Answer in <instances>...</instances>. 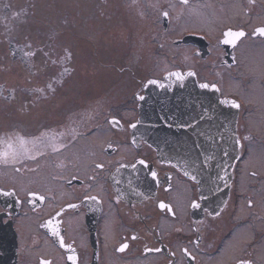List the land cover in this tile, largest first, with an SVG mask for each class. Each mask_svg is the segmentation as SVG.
I'll return each mask as SVG.
<instances>
[{"label": "flooded vegetation", "instance_id": "flooded-vegetation-1", "mask_svg": "<svg viewBox=\"0 0 264 264\" xmlns=\"http://www.w3.org/2000/svg\"><path fill=\"white\" fill-rule=\"evenodd\" d=\"M131 4L167 67L177 68L149 70L121 107L87 106L68 67L30 72L19 106L38 115L40 127L0 138V264H264V0ZM172 72L213 88L236 119V152L212 169L228 176L224 195L206 198L139 129L147 83ZM169 117L160 120L167 137ZM203 121L199 113L178 115V148L189 150Z\"/></svg>", "mask_w": 264, "mask_h": 264}, {"label": "rangeland", "instance_id": "rangeland-1", "mask_svg": "<svg viewBox=\"0 0 264 264\" xmlns=\"http://www.w3.org/2000/svg\"><path fill=\"white\" fill-rule=\"evenodd\" d=\"M131 3L137 0H0V138L34 135L40 127L34 122L38 115L19 106L32 70L42 77L68 67L87 106L121 107L130 104L133 87L147 82L149 70L177 68L173 62L167 67V58L150 41L149 22ZM21 41L31 48L18 52ZM20 55L31 60L24 63ZM9 89L22 93L12 98ZM43 121L41 128L48 129Z\"/></svg>", "mask_w": 264, "mask_h": 264}, {"label": "water", "instance_id": "water-1", "mask_svg": "<svg viewBox=\"0 0 264 264\" xmlns=\"http://www.w3.org/2000/svg\"><path fill=\"white\" fill-rule=\"evenodd\" d=\"M146 91L141 102L144 106L140 111L142 118L139 129L144 131L143 136L148 144L158 151L160 157L176 164L189 177L197 180L206 198L212 193H227L228 176L212 170L224 168L226 161L236 152V119L226 116L227 102L221 99L213 88L204 87L197 80H192L190 76L180 72L168 74L163 82H150ZM154 104L160 107L153 108ZM192 104L196 105L197 109L192 108ZM184 112L204 116V121L199 124L204 132L193 138L189 143V150L186 151L182 146L178 148V140L174 134L178 127V115ZM164 113L170 115L166 126L168 131L169 127L173 131L172 134L168 132V137L164 136L160 129V120ZM208 114L214 115L212 122H208ZM219 160L222 162L220 166L217 165Z\"/></svg>", "mask_w": 264, "mask_h": 264}, {"label": "snow or ice", "instance_id": "snow-or-ice-1", "mask_svg": "<svg viewBox=\"0 0 264 264\" xmlns=\"http://www.w3.org/2000/svg\"><path fill=\"white\" fill-rule=\"evenodd\" d=\"M184 2L186 3L187 0H184ZM258 31L260 32L261 35H264V29H260V30H258ZM226 35H228V36L239 37V36H242L243 33H232V32H228ZM204 87H207V85H204ZM233 106H234V107H239V105H236V104H234ZM162 207H163V205H162ZM124 247H126V245H125ZM120 250L122 251L123 248H121Z\"/></svg>", "mask_w": 264, "mask_h": 264}, {"label": "trees", "instance_id": "trees-1", "mask_svg": "<svg viewBox=\"0 0 264 264\" xmlns=\"http://www.w3.org/2000/svg\"><path fill=\"white\" fill-rule=\"evenodd\" d=\"M21 45H22V48H26V49H30L31 48V46L28 45L27 43H22ZM19 48H20V46H19Z\"/></svg>", "mask_w": 264, "mask_h": 264}]
</instances>
